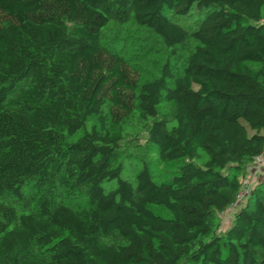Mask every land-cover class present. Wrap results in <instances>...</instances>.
<instances>
[{
	"label": "trees",
	"instance_id": "obj_1",
	"mask_svg": "<svg viewBox=\"0 0 264 264\" xmlns=\"http://www.w3.org/2000/svg\"><path fill=\"white\" fill-rule=\"evenodd\" d=\"M130 22L156 79L103 42ZM136 112L167 181L123 177ZM263 150L264 0H0V264H264V178L218 233Z\"/></svg>",
	"mask_w": 264,
	"mask_h": 264
},
{
	"label": "rangeland",
	"instance_id": "obj_2",
	"mask_svg": "<svg viewBox=\"0 0 264 264\" xmlns=\"http://www.w3.org/2000/svg\"><path fill=\"white\" fill-rule=\"evenodd\" d=\"M197 21L196 16L193 15L178 22L189 32H193ZM103 36V42L107 48L121 54L129 63L140 70L143 81L159 77L161 69L170 55V51L156 35L146 28L139 27L134 22L123 25L112 23ZM197 45L198 43L190 38L188 43L178 50V59L173 60V62H176L179 70L185 66L188 56L191 55ZM169 109L170 104L167 102L160 105L162 113ZM150 123L143 122L137 112L124 122L125 138L121 145L120 162L124 166L123 177L125 179L134 181L137 172L144 165L149 167L157 182L167 181L174 171V167L171 165L161 163L158 150L147 142ZM92 124L93 122L88 127ZM115 186V183L107 184L106 189H113ZM236 210L230 208L221 215L219 234H224L230 228Z\"/></svg>",
	"mask_w": 264,
	"mask_h": 264
},
{
	"label": "built area",
	"instance_id": "obj_3",
	"mask_svg": "<svg viewBox=\"0 0 264 264\" xmlns=\"http://www.w3.org/2000/svg\"><path fill=\"white\" fill-rule=\"evenodd\" d=\"M264 178V150L247 167L240 191L231 209L236 210L251 195L254 186Z\"/></svg>",
	"mask_w": 264,
	"mask_h": 264
}]
</instances>
